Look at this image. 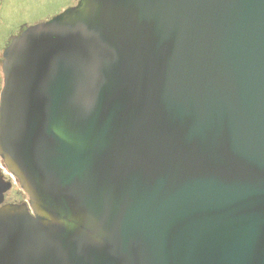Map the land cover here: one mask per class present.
Returning a JSON list of instances; mask_svg holds the SVG:
<instances>
[{"label": "water", "instance_id": "obj_1", "mask_svg": "<svg viewBox=\"0 0 264 264\" xmlns=\"http://www.w3.org/2000/svg\"><path fill=\"white\" fill-rule=\"evenodd\" d=\"M0 75V264H264V0H77Z\"/></svg>", "mask_w": 264, "mask_h": 264}, {"label": "rangeland", "instance_id": "obj_2", "mask_svg": "<svg viewBox=\"0 0 264 264\" xmlns=\"http://www.w3.org/2000/svg\"><path fill=\"white\" fill-rule=\"evenodd\" d=\"M77 0H0V63L2 52L10 37L17 34L25 25H31L56 14ZM2 77L0 75V90ZM1 161V158H0ZM1 163V162H0ZM16 189L21 198H26L19 184Z\"/></svg>", "mask_w": 264, "mask_h": 264}, {"label": "flooded vegetation", "instance_id": "obj_3", "mask_svg": "<svg viewBox=\"0 0 264 264\" xmlns=\"http://www.w3.org/2000/svg\"><path fill=\"white\" fill-rule=\"evenodd\" d=\"M44 20V19H43ZM15 35V34H14ZM0 172L2 173L3 177L5 179H8L12 182V187L5 193V200L4 202L5 203H8V202H20V201H23L25 198H21V195L16 187H15V181L13 180V178L11 176H8L7 174H3V172L0 170Z\"/></svg>", "mask_w": 264, "mask_h": 264}, {"label": "built area", "instance_id": "obj_4", "mask_svg": "<svg viewBox=\"0 0 264 264\" xmlns=\"http://www.w3.org/2000/svg\"><path fill=\"white\" fill-rule=\"evenodd\" d=\"M0 170L3 172V174H7L8 176H11L10 173L2 165H0Z\"/></svg>", "mask_w": 264, "mask_h": 264}, {"label": "trees", "instance_id": "obj_5", "mask_svg": "<svg viewBox=\"0 0 264 264\" xmlns=\"http://www.w3.org/2000/svg\"><path fill=\"white\" fill-rule=\"evenodd\" d=\"M14 36V35H13ZM11 38V37H10Z\"/></svg>", "mask_w": 264, "mask_h": 264}]
</instances>
